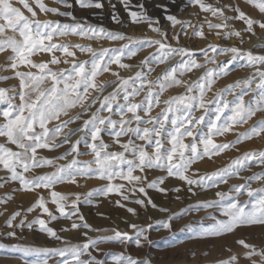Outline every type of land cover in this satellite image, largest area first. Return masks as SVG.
Returning a JSON list of instances; mask_svg holds the SVG:
<instances>
[{"label":"snow or ice","instance_id":"obj_1","mask_svg":"<svg viewBox=\"0 0 264 264\" xmlns=\"http://www.w3.org/2000/svg\"><path fill=\"white\" fill-rule=\"evenodd\" d=\"M18 2L31 14V18L21 7L14 6L12 0H0V55L5 57L2 65L5 71L12 72V76H0V80H18L12 88H0V172L3 173L0 175V187L15 185L13 191L30 193L47 189L48 196L36 195L23 214L20 210L7 216L0 212V216H4L3 227L10 229L0 232V241L4 237L17 238L18 230H35L65 246L40 248L0 242V250L11 249L24 255L43 257L32 264H48L49 258L57 256L62 259L54 264H69V257L74 264H106L105 260L92 254L93 250L100 251L99 244L114 242L127 245L133 242L141 247V238L148 240L144 235L147 230L154 227L170 229L171 221L179 213L170 214L147 226L130 223L131 234L113 229L111 235L89 237L88 231H84L80 233L84 240L77 243H69L59 235L50 226L52 222L61 219L69 221L68 226H61L60 232L80 229L107 231L93 228L81 212V205L95 203L94 196L116 194L120 199L115 201V205L137 215V210L129 207L128 203L139 205L142 209L149 206L158 208L149 190L162 196L181 191L179 186L171 189L164 186L169 178L183 182L189 194L197 195L196 189L206 190L217 183H226L229 177L238 176L250 164L264 166V150H249L211 173L193 172L189 175L196 161L205 157L210 159L243 140L264 133V119H259L244 132L236 133L232 141L217 143L214 139L234 132L237 125L247 123L258 112H264V53L235 45L208 43L195 49L181 44V37L206 40L204 24H207L209 33L216 30L214 35L217 38L230 40L235 37L241 44L245 42L244 36L228 21L242 22L246 34L256 35L257 26L264 30V19L253 18L246 13L241 7V0L229 3L221 0L216 4L208 0H187L188 5L220 18V22L213 23L205 18L202 23L192 24L190 20L166 14L164 19L172 29L180 26L175 32L162 30L159 17L150 16L144 4L133 5L132 0H53L59 7L35 0L40 13L61 18L43 20L38 18L29 0ZM246 2L264 14V0ZM106 4L113 24L120 28L126 24L146 26L158 38L133 37L124 31L94 24L88 16L77 17L75 14L78 8L90 11L93 16L101 15ZM117 5L123 8L127 21ZM229 12L232 14L229 15ZM9 30L12 35H8ZM73 36L82 40L127 42L119 47L96 49L90 44L61 39ZM171 41H175V45ZM144 48L154 51L143 58L134 75L121 77L119 72L112 70L111 65L121 69L132 67L123 60L136 56ZM78 52L87 55L88 59L80 60ZM197 54L204 58L202 62L197 59ZM37 55H47L48 59H33ZM218 55L227 56V59L217 61ZM209 63L215 67L207 68ZM61 64L67 67H59ZM164 64L167 67L155 79L149 80L154 66ZM237 65L254 70L247 78L227 84L215 93L213 99L207 100L206 95L216 81ZM22 66L26 70L21 71ZM201 68L205 70L195 80L181 79L185 74ZM103 73H111L116 79L98 81ZM173 87H184L185 91L161 100L162 94ZM108 88L112 91L107 92ZM142 92L143 98L134 102ZM249 92L253 95L246 101L244 97ZM229 94L233 97L231 100L226 99ZM161 103L165 107L153 115V109ZM197 111L202 114L197 116ZM71 124L77 126L69 128ZM78 132L81 135L72 141L71 137ZM105 134L112 144L119 147V151L110 150L112 145L105 142ZM65 145L66 150L59 156L40 155L41 150L55 152ZM81 146L84 151H81ZM87 155L92 158L79 159ZM68 156L72 158L67 163H56ZM46 166L53 167L54 171L31 174L32 170ZM150 171H159L160 175L149 180L147 173ZM92 176L106 183L87 193L55 190L56 185L64 183L76 185L77 177ZM252 181H264V171L253 173L242 184L231 185L228 193L216 192L217 199L199 201L181 210L215 209L219 213V216L207 213V225L201 220L198 238H219L241 226L264 225V187L252 189ZM232 192L236 195H231ZM244 192L250 199L241 202L239 196ZM11 194H5L4 203ZM176 198L179 199V196ZM49 204L54 208H50ZM37 209L39 214L29 220L27 215ZM159 210L168 211L162 207ZM98 215L103 216L102 213ZM237 243L246 249L243 257L251 264H257L252 259L256 255L264 264V250L258 251L243 239ZM104 255L111 256L115 264H152L150 258L133 257L131 254L106 252ZM84 256L87 258L82 259ZM238 259L237 255H233L219 264H237Z\"/></svg>","mask_w":264,"mask_h":264},{"label":"rangeland","instance_id":"obj_2","mask_svg":"<svg viewBox=\"0 0 264 264\" xmlns=\"http://www.w3.org/2000/svg\"><path fill=\"white\" fill-rule=\"evenodd\" d=\"M45 4L50 6L59 7L58 4L54 3L53 0H43ZM208 2L216 4L220 3L221 0H208ZM224 3L236 2V0H223ZM12 3L16 7H21V10L25 12L31 18V14L27 10L23 9L19 4L18 0H12ZM29 3L37 11L38 18L43 19H61L60 17L54 16L52 14L40 13L39 9L35 3V0H29ZM133 5L140 3L144 4L148 14L150 16L159 17L160 27L162 30L175 32L179 30V25H176L175 29H172L170 23L164 19L166 14L176 15L179 19L190 20L192 24L202 23L205 18L211 20L213 23L220 22V18L212 17L210 13H202L195 7L188 5L187 0H132ZM241 7L243 10L251 15L253 18L264 19V14L259 13V11L247 4L246 0H241ZM122 16H124L127 21V16L124 13L123 8L117 5ZM167 10V11H165ZM75 14L77 17L88 16L92 23L102 24L106 28L117 29L124 31L126 34L133 37H151L158 38L157 34L149 30L146 26H135L126 24L123 28L115 25L111 22L109 8L107 4L101 15L93 16L90 11H83L80 9H75ZM229 15L232 13L229 12ZM230 25H233L237 30H240L245 38V42L241 44L238 38L233 37L230 40H221L214 35L216 30H212L209 33L207 24H204V30L207 35V39L193 38L189 40L187 37H181V44L187 45L191 48L198 49L200 47L206 46L208 43H216L221 45H235L241 47L242 49H252L257 53H264V30H261L258 26L255 28L256 35H250L244 33V25L242 22L228 21ZM191 31V29H189ZM8 35H12L11 31H8ZM71 40L72 42L90 44L93 48L99 49L101 47H119L127 41H111V40H82L79 37H68L61 38ZM175 45V41H171ZM254 45H261V47L254 48ZM154 51L152 48L141 49L136 56L132 58H125L124 63L132 65V67L127 69L118 68L116 65H111L113 71L119 72L121 77H128L134 75V73L139 69L140 62L149 52ZM59 55V53H58ZM230 55V54H229ZM80 60L88 59L87 55L77 53ZM35 60L48 59L47 55H37L33 57ZM178 59V58H177ZM197 59L201 62L203 57L197 54ZM227 56L218 55L216 57L217 61L226 60ZM5 57L0 55V76H12V72L5 71L4 64ZM59 67H67V65L61 64ZM167 64L155 65V70L148 76L149 80L155 79L156 76L165 68ZM207 68H214V64H207ZM21 71L26 70L23 66ZM205 69L201 68L194 70L191 73L185 74L181 79L187 81L195 80ZM254 69L248 67L234 66L232 70L226 75L221 77L216 81L214 87L206 95L207 100L213 99L215 93L226 86L227 84L233 83L238 79L247 78ZM116 79L111 73H103L98 77V81L103 80H114ZM18 84L17 79L0 80V88H12ZM114 87V85H113ZM255 88V84L252 85ZM112 91V88H108L107 92ZM185 91L184 87H173L167 89L161 96V100L168 99L170 96L181 94ZM237 92L239 89L236 90ZM106 94V93H105ZM11 95V92H9ZM144 93L142 92L140 96L135 97L134 102H139L143 98ZM253 93L249 92L244 99L247 101L252 97ZM233 97L229 94L226 99L231 100ZM18 102V101H16ZM122 102V101H121ZM165 107L163 103L153 109L152 114L156 115L157 112ZM75 111H79L76 109ZM107 114V113H105ZM201 111H197L196 115H201ZM87 118V117H83ZM118 118V117H114ZM264 119V112H258L256 116L248 120L247 123L242 125H237L234 132L226 133L222 136L214 137L217 143H225L232 141L236 138V133L244 132L250 126H252L257 120ZM55 123V122H53ZM51 126V125H50ZM76 124H71L69 128H75ZM67 131V129H65ZM81 133H76V135L71 137L72 141H75ZM105 142L111 144L110 150L119 151V147L112 144L109 137L104 135ZM2 142V141H0ZM187 142V141H186ZM67 145L64 148L57 150L55 152H49L47 150H41L40 155L45 157L59 156L61 152L65 151ZM249 150H264V133L259 136H254L250 139L243 140L240 144L233 146L231 149L225 150L223 153L212 156L210 159L205 157L202 160L196 161L189 175L193 172H198V174L211 173L225 165H227L231 159L243 154L245 151ZM81 151H84L83 146H81ZM72 157L68 156L64 159L57 160V164H65ZM92 157L90 155L80 156L81 160H90ZM54 171L53 167L46 166L39 169L32 170L31 174H42ZM264 171V166L257 165L255 163L250 164L247 169L240 171L238 176L229 177L226 183H217L216 186L205 189H196L197 195H191L187 192L186 186L183 182L169 178L165 183L166 188H174L179 186L181 191L172 192L168 196H162L156 193L154 190H149V195L153 197L154 202L157 204L158 208H152L149 206L147 209H142L139 205L134 203H128L129 207H133L137 210V215H132L128 213L125 209L119 208L115 205V201L120 199L116 194H110L108 197L102 195L94 196L92 199L95 202L93 205H81V212L85 215L87 222L92 225L93 228L106 229L107 231H89L86 229H80L79 231L72 232H60L61 226H68L69 221L59 220L52 222L51 227L55 228L59 235L64 237L69 243L82 242L84 237L80 233L88 231L89 237L106 236L111 235L112 230L116 229L119 231H127L130 234L133 229L129 227L130 223L137 224L139 226H147L148 224H155L156 221L165 219L167 216L173 213H179L176 218L171 221V228L165 229L163 227H154L145 232V236L148 240L141 238L142 246L137 247L133 242H129L127 245L114 243V242H104L98 245L100 251H92L98 259L105 260L106 264H115V260L111 256H105L104 253H124L125 255L131 254L133 257L139 258H150L152 264H219L221 261L228 260L231 256L237 255L239 257L237 264H251V261L243 257V253L246 251L237 241L243 239L248 244L254 245L258 251L264 250V225H250L238 227L233 233L225 234L219 238H198L197 231L201 220L205 225L209 222L207 213H215L219 216V213L215 209H201V210H191V211H181L186 209L189 205L195 204L199 201H207L217 199L216 192H229V188L234 184H242L245 179L252 175L253 173ZM139 174V173H136ZM0 175H3L0 172ZM30 175V174H26ZM148 179L151 180L158 175L159 171H150L147 173ZM193 178H196L195 176ZM119 182V181H116ZM106 182L99 179L96 176L92 177H77V184L72 185L69 183H64L55 186L56 191L60 192H71V193H87L89 190L97 188ZM15 185H9L7 187H0V212L7 216L9 213L20 210L23 214V210L30 206L34 201L36 195L43 194L46 198L48 196L47 189H38L35 193L13 191ZM252 189H258L264 187V181H252L250 183ZM12 193L7 196V202L4 203L5 194ZM139 196V193H136ZM231 195H236L234 192ZM179 196V199L176 197ZM74 198V197H73ZM247 192L239 196L241 202L249 201ZM250 207V204L248 205ZM50 208H54L53 205L49 204ZM166 208L168 211H160L159 208ZM5 208L7 211L5 212ZM102 213L103 216L98 215ZM39 214V210H34L32 213L27 215V218L31 220L33 217ZM4 216H0V232H6L10 229L3 227ZM45 219L47 217L45 216ZM151 241V243H149ZM7 245L11 244H21V245H31L40 248H52V247H63L65 246L60 241H55L45 234L40 233L35 230H24L17 231V238L12 239L4 237L2 241ZM194 254V255H193ZM43 257H37L35 254L24 255L19 252H14L11 249L0 250V264H32L33 261L37 259H42ZM86 259L87 257H81ZM60 257H51L48 259V264H54L55 261L61 260ZM253 260L257 261V264H261V257L259 255L253 256ZM69 264H74L69 257Z\"/></svg>","mask_w":264,"mask_h":264},{"label":"bare ground","instance_id":"obj_3","mask_svg":"<svg viewBox=\"0 0 264 264\" xmlns=\"http://www.w3.org/2000/svg\"><path fill=\"white\" fill-rule=\"evenodd\" d=\"M66 146V145H65Z\"/></svg>","mask_w":264,"mask_h":264}]
</instances>
